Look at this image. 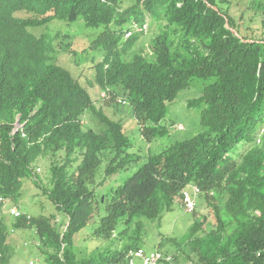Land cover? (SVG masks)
Returning <instances> with one entry per match:
<instances>
[{"label": "trees", "instance_id": "1", "mask_svg": "<svg viewBox=\"0 0 264 264\" xmlns=\"http://www.w3.org/2000/svg\"><path fill=\"white\" fill-rule=\"evenodd\" d=\"M254 8L264 14V0ZM55 21L94 30L91 48L101 58L93 85L108 98H93L53 59L49 33L30 31ZM239 22L229 0H0V191L18 204L32 179L66 216L9 220L0 211V264L13 262L10 233L33 226L45 264H128V250L146 245L148 222L173 211L189 183L200 186L216 218L195 220L183 240L193 264H264V36L243 33ZM145 25L160 32L149 51L134 50ZM194 86L199 94L189 104L203 129L158 153L136 149L106 110L118 112V99H127L154 146L180 134L164 122ZM17 121L28 138L14 132ZM46 156L49 188L36 172ZM87 228L109 244L81 256L75 237ZM178 259L174 252L168 264Z\"/></svg>", "mask_w": 264, "mask_h": 264}, {"label": "rangeland", "instance_id": "2", "mask_svg": "<svg viewBox=\"0 0 264 264\" xmlns=\"http://www.w3.org/2000/svg\"><path fill=\"white\" fill-rule=\"evenodd\" d=\"M229 1L231 2V12L237 19V23L241 24L239 21L242 19V23L244 24V26H242L243 33H247L254 38L264 36V14L263 12L258 13L255 10L256 0ZM145 27H147V31L141 36L134 50L142 47L144 52L149 51L156 33L160 32L156 25L153 27L145 25ZM235 30L237 31V29ZM30 31L36 35L49 33L52 43L54 44L52 51L53 59L58 61L59 64L72 69L74 73L78 75L83 85L89 89L93 98L95 97L97 100L103 99L99 86L93 85L95 81L94 61L101 58V53L91 48L94 30L87 28L84 21L75 23L55 21L50 24L49 27L32 28ZM198 94L199 89L195 86L180 93L177 101L169 106V114L166 118L167 120L164 122L166 126L170 127L169 129H171L172 132L178 129L177 132L180 134L178 136H166L162 141L160 140L161 142L158 139L156 141V143H158L153 144L154 146L144 142L139 131V125L138 127L136 126V118L129 111V101L127 99V103L121 104L123 108L118 110V112L110 107L106 108V110L112 118L116 120L121 119L123 121L130 137L134 141L136 149L141 147L145 154H147L146 152H148V154H154L164 150L176 139L192 137L203 129L200 110L189 104L190 100ZM102 103H99V105ZM83 122L85 125H89V115L83 117ZM260 133H264V126L260 130ZM63 155L64 152L57 154V160H60ZM51 160L49 156L41 158L38 164L39 171H36L43 181L42 185L46 188L51 186V173H49ZM117 182H119V180H117ZM105 186L99 188L100 195L103 196L102 198L104 201ZM11 204L15 205L13 200ZM17 206L28 216L49 218L55 215L53 221H63L66 217L64 213L58 212L55 209L44 187H41L32 179L26 182L23 196ZM196 211V214L195 212H186L178 201L174 210L163 214L161 220L148 222V236L146 237V245L144 247L149 250L161 249L166 255L174 256V252H176L179 256L176 264H193V260H190V257L186 254L190 251V247L183 244V240L186 238L191 225H193L195 220L203 221L205 217H207L209 224L216 223L214 208L209 205L205 194H203L200 199ZM6 216L9 220L12 218L9 215ZM66 222H68V220H64L63 228H65ZM36 229L37 228L33 226L25 228L22 233H18L17 231H12L10 233L11 244L15 247L12 264H31V261H34L36 264H45L44 258L40 255L41 250L38 249L41 242L35 237ZM92 233L93 228H87L79 232L75 237L76 245L81 256L91 253L96 247L109 244V241L102 242L95 239L96 237H93L94 234ZM179 242L182 244L181 250L178 248ZM117 243L118 244L113 246V249H120L122 243H120V240H117ZM160 244L164 245L160 247Z\"/></svg>", "mask_w": 264, "mask_h": 264}, {"label": "built area", "instance_id": "3", "mask_svg": "<svg viewBox=\"0 0 264 264\" xmlns=\"http://www.w3.org/2000/svg\"><path fill=\"white\" fill-rule=\"evenodd\" d=\"M1 156V155H0ZM201 193L197 185H189L183 191L182 202L187 211H193L196 207L198 197ZM0 211L10 214L13 217L22 215V211L18 206L12 205L6 196L0 192ZM173 256L166 255L163 251L156 249L147 251L144 248H137L129 252L130 264H162L164 262H172ZM31 264H35L33 261Z\"/></svg>", "mask_w": 264, "mask_h": 264}, {"label": "clouds", "instance_id": "4", "mask_svg": "<svg viewBox=\"0 0 264 264\" xmlns=\"http://www.w3.org/2000/svg\"><path fill=\"white\" fill-rule=\"evenodd\" d=\"M132 32V30H129L128 31V33H127V36H129L130 35V33ZM102 97L103 98H108V94L106 93V92H103L102 93ZM119 102L120 103H122V104H126L127 103V100L125 99V98H122V97H120L119 99ZM16 131H19L20 133H21V135H22V137L23 138H28V134H27V132H26V130H25V123L24 122H20V121H17L16 122V127H15V129H14V132H16ZM0 155H1V153H0ZM0 158H1V156H0ZM37 170H38V168H37ZM39 171V170H38ZM189 185H197L196 183H189V184H187L186 185V187H184L183 188V190L181 191V194H180V196L178 197V199H177V202L179 201V203L184 207V209H185V211L186 212H188V213H190V212H195L197 209H198V204H199V201H200V199L202 198V196H203V191H202V189L200 188V186L199 185H197L199 188H200V190H201V193H200V195H199V197H198V200H197V204H196V207H195V209L193 210V211H187L186 210V208H185V206H184V204H183V202H182V196H183V191L186 189V188H188V186ZM1 192V191H0ZM5 196V195H4ZM6 198H8V197H6ZM9 199V198H8ZM9 201L11 202L12 200L11 199H9ZM16 206H17V204H15ZM20 209V208H19ZM21 210V209H20ZM24 212H22V214H23ZM5 214H7V213H5ZM25 214V213H24ZM7 215H9V216H11L10 214H7ZM13 217V216H12ZM15 218V217H14ZM138 248H144L145 250H147V251H153V250H156V249H146L144 246H141V247H138ZM134 249H137V248H131V249H129L128 250V252H127V254H126V256H127V262H128V264H130V262H129V252L131 251V250H134ZM159 250H161V249H159ZM162 251V250H161ZM173 256V255H172ZM32 262V261H31ZM34 262V261H33ZM35 263V262H34ZM164 263H168V262H164ZM36 264V263H35Z\"/></svg>", "mask_w": 264, "mask_h": 264}]
</instances>
